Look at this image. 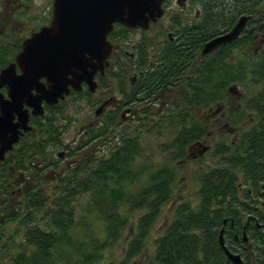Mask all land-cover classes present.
<instances>
[{
	"label": "trees",
	"instance_id": "trees-1",
	"mask_svg": "<svg viewBox=\"0 0 264 264\" xmlns=\"http://www.w3.org/2000/svg\"><path fill=\"white\" fill-rule=\"evenodd\" d=\"M263 2L204 0L200 21L178 25V39L160 49L154 63L146 68L145 75L128 94L126 99L134 101L153 99L162 89L172 95L166 111L167 119L174 120L178 126L168 145L172 156L151 166H139L136 162L141 152L139 136L121 132L108 157L67 172L50 205L40 196L29 193L24 197L20 211L8 218L23 226L21 240L10 259L0 264H92L100 259L105 247L121 237L131 212L144 209L126 246L128 258L138 254L162 206L173 198L178 163L187 157L188 147L205 136V123L190 111L229 103V88L242 84L249 90L255 89L242 97L237 110L254 112V123L241 133L235 146L229 144L218 150L223 159L221 164L198 176L197 204L180 201L173 207V218L155 239L153 252L143 262L224 264L226 258L218 246L215 228L220 217L232 215L236 207L247 205L236 203L239 184L251 186L255 191L264 186V46L257 54L251 52L249 46L254 38L244 32L205 58L198 57L203 44L228 30L241 14L256 13L261 8L258 15L262 21ZM248 22H253V16ZM130 32L116 23L109 38L122 42ZM21 40H14L11 45L0 43V68L13 60ZM149 46L150 43L139 42L140 64H148ZM123 78V75L117 77ZM91 96L86 90L72 91L70 99ZM63 103L45 106L43 117H31L39 136L31 140L21 138L13 153L9 152V161L16 160L22 167L33 154L42 155L47 146L57 145L62 128L58 122V106ZM114 124L113 119L107 118V123L92 130L91 137H102ZM83 193L89 194L83 215L99 216L103 223L99 232L87 219L78 232L73 203ZM42 211L44 226L33 222L34 214ZM256 249L259 255H264V245ZM260 261L264 264V259Z\"/></svg>",
	"mask_w": 264,
	"mask_h": 264
},
{
	"label": "rangeland",
	"instance_id": "rangeland-1",
	"mask_svg": "<svg viewBox=\"0 0 264 264\" xmlns=\"http://www.w3.org/2000/svg\"><path fill=\"white\" fill-rule=\"evenodd\" d=\"M23 2V6L15 5L14 2L8 3L7 0H0V43H9L10 45L14 40H21L25 36H28L31 30H35L38 27L44 25L51 18L52 0H20ZM7 5V6H6ZM168 8L167 14L160 20V22L151 26L148 30H133L131 31L122 47L131 51V45L136 44L139 41H145L147 43L154 44L159 38L166 37L168 30L166 28L170 24L184 15L185 9H181L176 0H172ZM199 19L195 18V14L186 12L184 18L181 20L182 25H192L198 23ZM172 28V27H171ZM264 33L258 35L257 41L249 46V50L254 54H257L259 50L264 46ZM151 53V52H150ZM127 59V58H125ZM111 62H118L119 67L125 69L123 62H119L116 55H113ZM112 70V69H111ZM113 71V70H112ZM115 71L110 73L108 71V78H103L99 81V87L92 93L89 101L87 98H79L76 101L67 99L63 104L58 106V122L62 126L64 132V144H70L71 149L76 151L75 155L65 153L63 157L57 156V151L64 150L63 146L59 149H55L56 146L51 147L47 151L46 163L47 167L41 175V181L38 185V193H41L43 197H46V202L50 205L57 194L58 180L54 173L61 172L66 168L69 162H73L76 165L82 166L86 162H91L97 158L108 157L110 150L115 147L119 135L123 131H129L139 136L141 144V152L136 157L138 165H153L156 162L163 160L166 157L172 156L171 151L168 149V145L174 137L177 129L176 122L174 120H168L166 116L167 108L172 99V95L168 94V91L159 93L155 99L146 101H139L134 108L138 109L133 118H129L130 114L126 117H117V127L109 128L108 132L102 137L91 139V132L88 135L92 140L87 145H82L84 140H80V134L88 129V126L100 127L102 124L107 123V114H101L96 117L94 110L97 107L93 106L95 100H101L104 96L108 98L111 95H118L115 92V84L113 77ZM129 76L131 74L129 73ZM236 92H230L233 110L240 108L241 97L239 98L237 92H241L242 96L251 94L255 87L248 89L242 84L236 85ZM248 93V94H247ZM212 106L208 109H194L190 112L193 116L201 119L206 125V132L212 131L210 135L204 136L201 141L203 146L207 149L189 148L187 157L178 163V175L173 188V198L161 208V211L149 229L148 235L144 241L142 250L135 256L128 258L126 254V246L128 241L132 238L137 220L144 213V209L131 212L128 223L122 231L121 237L105 247L103 254L92 264H143L147 255L151 254L154 250V241L160 236L164 228L169 224L173 218V207L180 201H189L193 206L198 202V176L199 174L219 164V157L214 155L216 147L222 141L229 143L233 136L223 138L226 128L219 129L223 126L222 122L218 121L221 116V112L227 111L224 107ZM220 107V108H219ZM218 108L216 113H213ZM142 110H144L142 112ZM233 111V112H234ZM220 112V113H219ZM219 113V114H218ZM245 115L244 121L251 120L254 114L249 112H243ZM240 114V115H242ZM243 115V117H244ZM251 116V117H250ZM247 124V125H246ZM246 127L252 123H246ZM86 139V140H87ZM85 140V141H86ZM82 142V143H81ZM81 144V145H80ZM213 146L212 149H208V145ZM202 146V147H203ZM106 152L104 153V151ZM34 160L39 163L44 160V157L37 156ZM53 170V171H52ZM47 177H46V176ZM143 178V177H142ZM143 179L139 182H142ZM242 181V180H241ZM23 195V194H22ZM15 199L8 204L6 211L0 212V261L7 262L10 257L15 253L17 243L22 237V225L17 220H6L7 211L9 215H15L17 209L21 208L23 204V196L14 197ZM89 202V194L83 193L74 201V207L76 211V219L78 220V232L83 229L84 219H87L91 223L92 227L99 232L102 228V221L95 213L90 216L83 215L84 210L87 208ZM86 211V210H85ZM42 212L35 213L33 222L38 223L40 226L45 225V220L42 218ZM83 215V217H82ZM6 220V221H5ZM2 224V225H1Z\"/></svg>",
	"mask_w": 264,
	"mask_h": 264
},
{
	"label": "water",
	"instance_id": "water-1",
	"mask_svg": "<svg viewBox=\"0 0 264 264\" xmlns=\"http://www.w3.org/2000/svg\"><path fill=\"white\" fill-rule=\"evenodd\" d=\"M162 2L53 0L49 23L25 37L13 60L0 68V89H6V96L0 91V160L31 129L30 116H43L44 104L58 103L71 89L80 90L82 82L90 92L95 91V74L104 72L114 47L108 34L115 23L130 30L148 29L163 16ZM247 19L246 15L239 17L230 30L205 42L200 55L235 40ZM219 241L228 259L242 264L240 256L224 246L221 232Z\"/></svg>",
	"mask_w": 264,
	"mask_h": 264
},
{
	"label": "flooded vegetation",
	"instance_id": "flooded-vegetation-1",
	"mask_svg": "<svg viewBox=\"0 0 264 264\" xmlns=\"http://www.w3.org/2000/svg\"><path fill=\"white\" fill-rule=\"evenodd\" d=\"M203 1L204 0H176L177 4L180 5V8L185 9L183 12L184 15L186 14V12L191 13L193 11L196 19L201 18L202 11H203V6H202ZM242 1H244V3H247L250 0H242ZM7 2L8 3L14 2L13 7H15V5L16 6L19 5L20 7L23 6V2L20 0H7ZM171 2L172 0L163 1L164 15L160 18V20L167 14L169 10L168 8L171 7L170 6ZM262 5L264 6V2ZM259 11H261V8H258L256 13L241 14L239 16V17L243 15L248 16L246 26L244 27L240 35L243 34L244 32L251 34V36L254 38L252 43L257 41L258 35L260 33L261 34L264 33V28H262L264 25V13H262V21H259L260 20L259 19L260 16L258 15ZM170 12H172L171 8H170ZM184 15H181L182 17L180 19L172 22L170 24V27L168 26L166 28V30H168L166 37L159 38L157 41L154 42V44L150 46L149 51L151 53L147 56L149 65L140 64V61L142 58L139 57L137 47H138L139 42L141 41L137 42L136 44H132L131 51H128L127 49L122 47L123 42H117L118 44L114 42V49L112 50V53L109 57L108 65L105 67L103 73L97 72L95 74L94 79L97 83V88H98L99 81L103 78H108L107 77L108 71H110L111 74L113 71H115L113 81L115 84V92L117 91L118 95L116 96L114 94V95L109 96L108 98L104 96L101 100H95L93 102L95 103L93 104V106L94 105L97 106L94 110V114L96 115L97 118H99L98 116H101V114H104V113L107 114L106 116H108L109 118L115 121V124L113 125L114 127H117L118 125L116 121L118 116L124 118L127 116V114H130L129 118H133L134 114H136L138 111V109L134 107L136 104H138L137 102L139 101L127 100L126 98L128 94H130L133 91V88L137 84L138 80L141 79L145 75L146 68H148V66L154 63V58L157 56L160 49L165 47L169 42H174L178 39V32L180 29V26L178 27V25H182L180 22L184 18ZM252 16H253V22H250L249 24L248 21L250 20ZM160 20L158 22H160ZM237 20H235L234 24L236 23ZM156 23H154L153 25H155ZM232 26L228 30H230ZM137 29L139 28H136V30ZM226 31H223L219 34H222ZM113 55H116V58L119 62L124 63V66H126L125 69H123L121 66L119 67L118 62L116 63L111 62V58L113 57ZM129 73L131 74V76H129ZM121 75H123L124 78L121 80H118L117 77ZM236 85H232L231 88H229V91L231 93L237 91ZM85 90L87 91V85L86 83L82 82L81 89L79 91H85ZM0 91H2L4 95L6 96V89L4 87L1 88ZM72 91L73 89L71 90V92ZM163 91H164L163 89L159 90L153 99H155L157 95L159 93H162ZM237 93H238L239 98L241 97L242 99L243 97L242 93L241 92H237ZM65 98L66 99L64 100V102L70 98V95H68ZM231 98L232 97L230 95L229 103L222 104L221 108L224 107V109L225 110L227 109V111L225 112L222 111L221 113L219 112L221 116L219 117L218 121L220 122H222L221 120L224 121L223 126L219 127V129H224V127L226 128L223 138L225 139L228 136H233V139L229 143H224L225 141H222L219 144V146L216 147V151L214 155L220 158L218 165H220L221 164L220 162L223 160L221 159V154L218 152V150L220 151V149H222L223 147L224 148L227 147L229 144L235 146L236 142L240 138L241 133L243 131L248 130L252 125L251 124L250 126L246 127L247 125L246 123L248 124L254 123L255 121V113L251 111H246V112H249L250 114L253 113L254 117H252L251 120L249 121H244V119L246 118H245V115L242 113L245 112V110L238 111L237 109H235L236 111H234L232 104L230 103ZM89 99L87 100L89 101ZM146 100L147 99H143L140 101H146ZM100 106H102V109L97 115L95 112H96V109ZM143 111L144 110H142V112ZM217 111H218V108L215 111H213V113H216ZM29 123L31 124V129L19 137V140L17 141V143L13 146L11 150L6 152L4 159L0 161V212L6 211V207L8 206L9 203H11L15 199L14 197L23 196V199H24V197H26L30 193V195L40 196L41 198L46 199V197H43L41 193H38V185L41 181V175L43 174V172L45 171L47 167L46 158H45L47 155V151L49 150L50 147L52 149L53 146L52 145L47 146L45 148L44 154L42 155L33 154L31 156V159L27 160L26 165L22 167L17 163L16 160H12V161L8 160L9 152L13 153V151L16 149L17 144L21 138L25 137L24 139L31 140L39 136L37 128L31 123V117H30ZM204 127L206 131V125H204ZM98 128L99 126L92 127L89 125L88 129L84 130L80 134L79 141L84 140V139L86 140L87 138H89L88 135L90 134V132L92 130H97ZM30 132H32V134L28 135V133ZM211 133L212 131L208 133L205 132V136L210 135ZM63 135H64V132L61 128V134L58 137L59 138L58 143L57 145H54V146H56L55 149H59L63 146L64 150L57 151V156L63 157L65 153L70 154V156L75 155L76 151L74 149H71L70 144L68 143L64 144ZM90 138L93 140L95 139L91 136ZM85 140L82 141L83 142L82 145H87L92 141L90 139H87L86 141ZM201 141L202 140L194 142L188 147V149L196 148L198 151L199 149H201V151L202 149H207L206 146H203ZM209 148L212 149L213 146L209 144L208 149ZM105 152L106 150L104 151V153ZM37 156L44 157V160H41L39 163H37L34 160V158ZM97 159H94L91 162L88 161L84 163L82 166L91 164ZM82 166L76 165L73 162H69L66 168H64V170H62L61 172H58L57 174L54 173L53 176L57 177L58 184H59V182L65 177L67 172H69L74 167L81 168ZM216 166H211L210 168H214ZM1 173H6V174H1ZM240 180H243L241 175H240ZM57 188H58V185H57ZM236 197H237L236 203L247 204V205L243 207H236L233 210L232 215H222L220 217L219 226L215 227L218 229V234H217L218 246L222 250L224 258H226L224 264H233V262L228 259L224 251V248L220 245V241H219L220 232H221L222 241H223L224 246L231 253L238 254L241 258L242 264H263L260 261V259L261 258L264 259V255L263 256L259 255L256 248L264 245V186H262V188L259 191H255V190H252L251 186H247L246 184H239L238 190L236 192ZM19 211H20V208L17 209L16 214ZM9 213L10 212L7 211L6 220H8V218L11 217ZM244 237H246V239Z\"/></svg>",
	"mask_w": 264,
	"mask_h": 264
}]
</instances>
